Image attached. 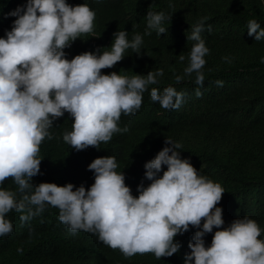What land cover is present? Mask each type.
Instances as JSON below:
<instances>
[{
    "label": "clouds",
    "instance_id": "9594fccd",
    "mask_svg": "<svg viewBox=\"0 0 264 264\" xmlns=\"http://www.w3.org/2000/svg\"><path fill=\"white\" fill-rule=\"evenodd\" d=\"M110 1L73 5L68 0H26L9 13L17 18L6 36H0V235L13 231L6 215L11 210L27 221L51 204L58 206L59 220L72 233H96L125 256L153 252L158 258L174 254L181 264H264V214L257 202L247 199L232 209L225 200L218 205L225 191L222 184L199 174L201 166L190 156L182 157L181 142L169 136L136 174L117 171V157L103 155L88 164L95 176L90 187L33 183L41 173L40 145L45 137L52 138L53 121L65 111L73 127L63 139L79 151L90 145L99 148L115 132L128 131L119 123L132 120L141 106L149 104L161 116L183 115L219 94L214 84L205 87L203 68L210 48L202 30L208 17L191 24L187 38L195 43L188 62L169 80L159 81L163 68L134 75L101 71L124 59L126 49L140 53L144 33L129 39L128 30L119 29L114 42L102 50L65 51L81 34L93 31ZM146 15L147 34L167 31L164 22L171 17L165 10L150 6ZM247 24L248 35L264 40L257 19ZM91 35L97 37L96 32ZM215 83L222 86L224 81ZM259 113L260 108L254 117ZM193 120L194 129L203 122L198 116ZM8 177L18 186L15 190L3 186ZM191 226L197 228L193 239L184 236Z\"/></svg>",
    "mask_w": 264,
    "mask_h": 264
},
{
    "label": "trees",
    "instance_id": "16d2710c",
    "mask_svg": "<svg viewBox=\"0 0 264 264\" xmlns=\"http://www.w3.org/2000/svg\"><path fill=\"white\" fill-rule=\"evenodd\" d=\"M90 1L68 0L73 5ZM21 4H26V0H0V36H6V30L13 27L17 17L9 13ZM150 6L165 10L171 17L164 22L165 33L145 32ZM200 17H208L202 30L210 48L203 68L205 87L214 84L218 95L209 94L183 115L172 112L161 116L151 105L141 106L131 114L132 120L119 123L128 131L115 132L109 141H101L99 148L90 145L79 151L63 139L64 132L73 127L69 112L65 111L53 121L52 138L45 137L40 145L41 173L33 177V183L73 182L75 186L90 187L95 176L88 164L103 155L117 157V171L136 174L164 147L169 136L181 142L182 157L190 156L192 162L201 166L197 169L199 174L222 184L225 191L218 205L225 200L226 208L232 209L236 203L253 199L264 214V40L256 41L247 30L252 18L264 27V0H113L104 7L101 19L94 22L92 32L97 37L92 32L83 33L77 37L79 42L76 38L65 51L80 54L102 50L114 42L113 34L119 29L126 28L129 39L136 32L144 33L140 53L126 49L124 59L101 71L134 75L163 68L159 81L169 80L175 69L188 62L195 42L188 40L187 32ZM208 25L212 26L211 31ZM180 54L185 60L179 59ZM226 55L228 60L223 59ZM68 58L71 59L69 55ZM218 79L224 81L222 86L215 83ZM230 87L234 91H229ZM259 108L260 113L254 117ZM197 116L203 122L197 129L191 128ZM3 186L13 190L18 187L12 177L6 178ZM6 215L14 228L0 235V264H181L174 254L158 258L153 252H137L125 256L119 248L99 240L96 233L83 229L72 233L59 220L58 206L51 204L27 221H22L21 212L16 210ZM196 231L191 226L184 236L193 239Z\"/></svg>",
    "mask_w": 264,
    "mask_h": 264
}]
</instances>
